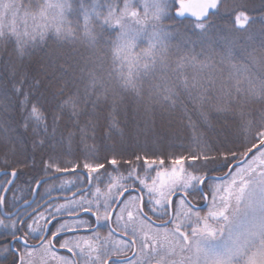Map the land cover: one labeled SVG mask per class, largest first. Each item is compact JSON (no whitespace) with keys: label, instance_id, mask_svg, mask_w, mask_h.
I'll use <instances>...</instances> for the list:
<instances>
[{"label":"snow or ice","instance_id":"1","mask_svg":"<svg viewBox=\"0 0 264 264\" xmlns=\"http://www.w3.org/2000/svg\"><path fill=\"white\" fill-rule=\"evenodd\" d=\"M173 7L176 16L192 12L196 18L191 35L176 22L164 23L173 19ZM219 7L220 0H197L194 7L186 0H123L122 6L119 0H0V48L12 45L23 57L39 42L54 37L82 39L101 53L84 61L83 95L77 91L59 103L51 136L38 101L23 92L27 69L20 86H13L17 95L23 94L20 109L27 113L23 127L35 121L36 129L44 133L34 145L49 144L47 159L42 158L45 176L32 177L37 187L31 191L57 175L76 178L62 181L70 193L59 197L63 203L50 199L32 208L35 201L25 200L21 206L15 195L11 202L7 197L21 170L3 173L10 177L0 182L4 260L11 255L10 264H264V112L258 121L245 122L242 152L229 148L213 155L211 146L196 141L186 150L180 145L179 151L132 153L129 159L115 145L103 148V162L97 155L102 150L97 129L101 120L107 121V136L117 126L120 93L147 95L174 107L178 94L184 92L193 103L207 105L225 118L233 106L240 107L243 117L249 103L264 104V32L251 51L256 44L253 35L244 44L231 35L247 30L253 20L247 10L235 13L231 28L213 31L209 17ZM69 16L78 18L72 21ZM197 43L199 52L188 47ZM105 52L111 53L107 71ZM110 98L112 109L103 116ZM68 110L69 123L56 140L61 117ZM201 114L206 118L207 113ZM64 155L74 157V163L65 161L71 168L60 166ZM223 168L229 171L211 175ZM209 198L208 211L202 215L195 201ZM121 225L123 231L116 235ZM100 226H108L107 235H100ZM81 231L92 235H78ZM58 249L71 256L59 255Z\"/></svg>","mask_w":264,"mask_h":264},{"label":"trees","instance_id":"2","mask_svg":"<svg viewBox=\"0 0 264 264\" xmlns=\"http://www.w3.org/2000/svg\"><path fill=\"white\" fill-rule=\"evenodd\" d=\"M27 2V0H25ZM123 4V0H119ZM175 7L172 8V10ZM247 10L253 17L252 22L247 26L246 31L234 32L231 35L238 39L240 44L248 42L246 37L253 35L256 48L260 33L264 32V20L259 17L264 16V0H220L219 12L210 16L214 21L213 31L231 28L234 16L237 11ZM77 16H69L72 21L77 20ZM176 22L181 29H186L191 35L196 21L183 19L165 20V24ZM82 24V19H81ZM223 34V32H221ZM82 35V30L77 33ZM195 39V37H193ZM173 44L176 40L172 41ZM220 41H217L219 45ZM146 44H141L145 47ZM189 48L200 51L199 44H189ZM216 51L220 48L217 46ZM0 170L11 171L13 168L20 169L18 178H30V180H18L19 183L30 184L35 179L45 175L43 172L42 158L47 159L49 144L43 147L34 145L35 141L44 138L42 129L37 130L35 121L31 122L27 129L23 127L26 112H21L20 100L23 94L17 95L13 91V86H20L21 75L27 69V80L23 83V92L30 93L32 101H38L42 112L47 117L48 135L52 134V118L59 112V103L68 95L77 91L83 95L86 80L81 78L80 68L86 59H95L100 52L88 46L82 39L71 41H56L54 37L46 38L35 47L29 49L23 57L18 56L9 45L7 49L0 48ZM104 68L107 71L111 67V53L105 52ZM171 56L175 59V50ZM18 70L13 76V70ZM190 73L192 69L188 70ZM203 75H207V70ZM225 75L227 73L225 72ZM39 80L40 84L36 85ZM63 90L64 95H60ZM118 111L115 118L117 126L109 135L107 132V121L101 120V127L97 129V143L102 146V150L97 154L103 162L105 155L104 147L113 145L120 148L125 153V159L131 158L132 153H142L145 151L173 152L179 151V146L183 145L186 150L189 146L194 147V142L203 141L213 148V155L224 153L226 149L233 152H242L239 145L245 140L247 135L244 124L246 121H258L260 113L264 112V104L249 103L243 108L245 115H239V106H233L227 118L223 114L210 110L207 105L201 108L193 103L187 93L181 92L173 107L171 104H160L148 99L147 95L137 98L130 94L120 93L116 97ZM31 103L28 109H31ZM112 109L111 98L103 106V116H107ZM89 110L91 107L89 106ZM69 111H65L61 117L57 131L56 140L60 139L61 131H64L65 124L69 123ZM207 113L205 118L201 113ZM39 131V135L37 134ZM256 129H253L255 132ZM91 143V141H89ZM75 162L74 157L64 155L61 157V167L71 168L70 163ZM231 163V161H229ZM121 171H126L121 169ZM225 168L218 169L211 174L223 173ZM59 178H76L66 175ZM25 191L24 189H21Z\"/></svg>","mask_w":264,"mask_h":264},{"label":"flooded vegetation","instance_id":"3","mask_svg":"<svg viewBox=\"0 0 264 264\" xmlns=\"http://www.w3.org/2000/svg\"><path fill=\"white\" fill-rule=\"evenodd\" d=\"M228 168H225V171H227ZM235 170V168L232 169V171ZM223 173H219V174H214L216 176H221ZM9 178H0V182H6V180ZM40 179V178H38ZM18 180H30V178H17L16 182L14 185H12V191H9L7 193V197L9 199V202L12 201L13 196L15 195L16 197H18L19 199L17 200V203H19L20 205L23 204V202L25 200H30L31 195H32V191L31 189L34 188V185L36 183V181H32L30 184H24L23 182L19 183ZM65 180H75V178H56V179H51L48 181H45L38 189V191H36L35 193V198L33 201H35V203L32 204V208H36L38 204H43L45 201L50 200L51 199L54 201V203H63V200L59 199V197L64 196L66 194L70 195V193H67L65 190L69 187L68 185H64L62 186V181ZM25 191H22L21 189H24ZM64 189V190H63ZM72 191H75V189H72ZM0 192H3V189H0ZM195 203L198 204L199 208L202 209V215L208 211V204L210 203V198L209 201H201L199 199H197L195 201ZM7 210V209H5ZM29 211H31V209H29ZM65 217L67 216V214H64ZM84 219H87L88 217L85 216L83 217ZM153 219L155 220V217H153ZM93 224H95V221L93 219ZM53 230L55 228V224L52 225ZM112 227H115V225L113 224ZM97 231L100 233L101 236H105L107 235L109 228L108 226H100L97 228ZM120 231H123V226L121 225V228L118 230V233L116 235L119 234ZM3 233H4V229L0 228V240L3 239ZM78 235H82V236H91L92 233L90 232H85V231H81L80 233H78ZM64 237L62 236L61 239H63ZM115 238V235L114 237ZM8 239H10V237H8ZM30 244H34L36 243V240H29ZM59 255L62 256H71L70 253H68L66 250L64 249H58ZM73 259H76V257H72ZM12 260V256L9 255L7 260H4L2 256H0V264H10V261ZM54 264V262H53Z\"/></svg>","mask_w":264,"mask_h":264},{"label":"water","instance_id":"4","mask_svg":"<svg viewBox=\"0 0 264 264\" xmlns=\"http://www.w3.org/2000/svg\"><path fill=\"white\" fill-rule=\"evenodd\" d=\"M186 2H190V3H192L193 4V7L195 6V3L197 2V0H186ZM175 12H176V8L172 11V15H173V17L176 19V20H183V19H188V20H192V21H196V18L192 15V12H186L183 16H176L175 15ZM227 171H229V169H227ZM226 171V172H227ZM5 172H7V173H11V171H7V170H0V178H2V177H5L6 175H4L3 173H5ZM61 176H65V175H57L56 176V178H58V177H61ZM213 176H216V175H213ZM7 178H10L9 176H6ZM48 180H51V179H46L45 181H48ZM37 186H36V183H35V185H34V188H36ZM33 188V189H34ZM35 193L36 192H33L32 191V195H31V198H30V202H32L33 200H34V198H35ZM51 199H54V198H51ZM21 206H23V204L21 205Z\"/></svg>","mask_w":264,"mask_h":264},{"label":"rangeland","instance_id":"5","mask_svg":"<svg viewBox=\"0 0 264 264\" xmlns=\"http://www.w3.org/2000/svg\"><path fill=\"white\" fill-rule=\"evenodd\" d=\"M173 2H174V0H173ZM175 8H176V7H175ZM233 171H235V170H233ZM152 174H153V175H155V173H154V172H153ZM44 176H45V175H44ZM61 183H62V182H61ZM63 190H64V189H63ZM210 199H211V198H210ZM86 237H87V236H86Z\"/></svg>","mask_w":264,"mask_h":264}]
</instances>
